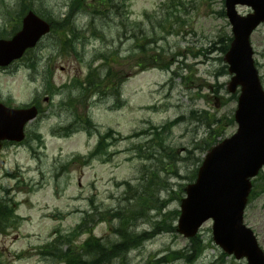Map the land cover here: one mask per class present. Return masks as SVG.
<instances>
[{"label": "rangeland", "instance_id": "374dc122", "mask_svg": "<svg viewBox=\"0 0 264 264\" xmlns=\"http://www.w3.org/2000/svg\"><path fill=\"white\" fill-rule=\"evenodd\" d=\"M72 3L0 0V37L18 31L28 10L53 27L63 20L68 24L0 71L1 102L22 107L35 101L40 107L37 120L26 127V143L0 145V198L21 217L0 232V264H50L38 253L42 245L56 233L73 231L85 216L82 229L87 231L71 238L74 248L89 237L117 240L113 214L134 216L131 197L142 194V179L153 172L158 203L148 216L131 221L133 231H151L165 214H179L184 187L193 182L189 176L205 157L204 143L236 129L237 98L226 88L230 76L219 49V38L230 34L221 12L224 0H83L76 13ZM237 9L243 15L251 11L245 5ZM69 28L78 33L76 40ZM68 39L75 40L74 54L63 52ZM250 42L264 87V23ZM95 68L101 76L109 73L104 95L84 94L76 87ZM118 82L116 94L113 83ZM175 120L160 137L152 132ZM107 130L113 133L105 147L89 159ZM256 186L243 220L264 250L263 175ZM177 216L165 219L175 227ZM211 227L208 220L199 229L205 251L192 263L158 261L190 246L174 231L155 234L103 264H244L245 259L214 244Z\"/></svg>", "mask_w": 264, "mask_h": 264}, {"label": "water", "instance_id": "95a60500", "mask_svg": "<svg viewBox=\"0 0 264 264\" xmlns=\"http://www.w3.org/2000/svg\"><path fill=\"white\" fill-rule=\"evenodd\" d=\"M247 5L253 12L238 14L235 6ZM225 10L233 39L224 60L233 74L227 84L231 93L241 87L234 120L236 133L206 152L196 179L184 187L176 230L186 237L212 218L213 241L227 254L246 257V264H264V253L253 232L243 223L244 207L251 190V177L264 165V90L252 60L249 36L264 22V0H226ZM49 23L33 11L22 18L20 30L10 39L0 38V66L20 58L49 31ZM36 115L34 107L10 109L0 104V140L20 141L23 126Z\"/></svg>", "mask_w": 264, "mask_h": 264}, {"label": "trees", "instance_id": "16d2710c", "mask_svg": "<svg viewBox=\"0 0 264 264\" xmlns=\"http://www.w3.org/2000/svg\"><path fill=\"white\" fill-rule=\"evenodd\" d=\"M101 1H109L108 4H110L111 0ZM79 4V0H73L72 5L74 8L77 9L80 6ZM67 25L63 20L61 21V24L55 23V26L53 28L56 31V27L60 26L66 28ZM68 31H70L73 39L77 37L78 33L75 32L74 28H69ZM73 39H68L63 47V50L66 54L73 53L72 51H75L76 39ZM219 40L220 43H223L219 49L222 53H224L229 45L230 37L222 36V38L220 37ZM108 74L109 73L106 72L101 76L99 72L97 73L96 68L94 70H90V73L87 74L85 80L80 82L76 87L81 89L84 94L91 95V93H98L99 95H104L106 94V91L110 86V83L106 84L104 82V80H107ZM113 85L115 87L116 94H118L120 82L113 83ZM101 86L105 87V89H101ZM74 87L75 86H73L72 88ZM77 102L79 104L80 98ZM69 103L71 104V101H69ZM176 121L177 120H175L174 123L170 121V123H167V125L162 126L160 129L153 128L152 132L157 137H160V133L169 131L170 127L174 125ZM111 133H113V130H108L102 137H100L101 139L94 147V151L90 153L88 157L89 159H92L97 153L101 152H97L98 148L105 147L106 138L110 136ZM215 143L216 140L213 138L207 141V143H204L205 151L210 149ZM173 152L174 151H172L170 154L171 157L175 159V157L173 156ZM196 171L197 170L195 169L189 176L191 181L195 179ZM150 174H147L146 178L142 179L143 183L140 184L141 190H143L142 194H134L131 197H135L133 202L134 205L131 208V214H133L134 216H122V213L113 214L114 217L118 218L117 227L114 228V233L116 237H118L117 240L102 241L100 238L91 239L92 237H89L86 239L82 246L74 248L72 246L74 241L71 238L75 235H79L87 231H85V229H82V226L88 221V216H85V218L81 219V221L75 226V229L70 233H65L64 235L61 233H56L53 240L47 242L45 245H42L41 252L38 253H41V256L43 254L48 257L47 262H49L50 264H103L105 261L109 260V258L118 257L128 252L129 250L136 248L137 246L141 245L142 242L153 238L155 234L162 232H174L175 227L173 226V223L167 222L165 218L167 216L169 217L170 215H174L173 220H175V217L178 214L177 210L170 211L169 213L165 214L163 220L154 222L151 231L144 230L142 232H135L131 228V221H135L138 218L148 216V209H152L153 205L155 206V204L158 203L157 198L154 196L157 195L159 190V188L155 187L158 186V184L157 181L154 180V178L158 177L153 172H151ZM6 204V201L0 199V232L5 231L8 222L21 220L20 216L14 214L13 210L8 206V204ZM54 232H56V230H54ZM189 242L190 246L187 249L183 251H169L165 256H163V258L158 259V261L165 263L167 261H176V259H183L186 263L194 262L198 259L199 255L204 250L205 245L202 244V241L198 237L190 239Z\"/></svg>", "mask_w": 264, "mask_h": 264}]
</instances>
